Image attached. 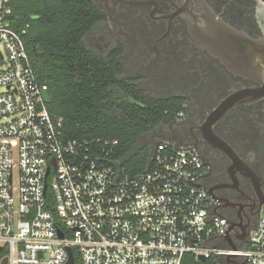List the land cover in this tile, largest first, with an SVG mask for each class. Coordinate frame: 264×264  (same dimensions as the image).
I'll return each mask as SVG.
<instances>
[{
    "label": "built area",
    "instance_id": "obj_1",
    "mask_svg": "<svg viewBox=\"0 0 264 264\" xmlns=\"http://www.w3.org/2000/svg\"><path fill=\"white\" fill-rule=\"evenodd\" d=\"M12 16L0 0V264H264V217L229 247L194 148L161 141L131 173L118 141L66 139Z\"/></svg>",
    "mask_w": 264,
    "mask_h": 264
},
{
    "label": "flooded vegetation",
    "instance_id": "obj_2",
    "mask_svg": "<svg viewBox=\"0 0 264 264\" xmlns=\"http://www.w3.org/2000/svg\"><path fill=\"white\" fill-rule=\"evenodd\" d=\"M87 1L97 12L84 37L87 50L116 63L121 78L150 100L183 103L182 119L147 133L140 153L161 141L194 148L216 214L227 220L234 245L247 248L264 217V6L259 0ZM250 51L261 67L253 72Z\"/></svg>",
    "mask_w": 264,
    "mask_h": 264
},
{
    "label": "trees",
    "instance_id": "obj_3",
    "mask_svg": "<svg viewBox=\"0 0 264 264\" xmlns=\"http://www.w3.org/2000/svg\"><path fill=\"white\" fill-rule=\"evenodd\" d=\"M12 26L24 33L38 82L48 87L51 114L63 117L70 140H116L126 160L141 138L184 111L176 99L153 101L121 78L114 62L87 50L84 37L96 18L87 0H12ZM149 152L125 166L131 173L147 169ZM1 258V255H0Z\"/></svg>",
    "mask_w": 264,
    "mask_h": 264
},
{
    "label": "water",
    "instance_id": "obj_4",
    "mask_svg": "<svg viewBox=\"0 0 264 264\" xmlns=\"http://www.w3.org/2000/svg\"><path fill=\"white\" fill-rule=\"evenodd\" d=\"M262 5L264 6V0H259ZM249 59L252 61L251 65H250V71L252 70H255V69H258V68H261L259 67V65L256 63L259 59L256 60L255 62V56H254V52H251L250 51V55H249ZM259 62V61H258ZM255 63V64H254ZM263 66V65H262ZM253 72V71H252ZM43 98H44V101L46 104L50 105L52 103V99H51V95L49 93V91H44L43 92ZM146 137H148V135H145L141 138V140L139 141V143L135 146V148L133 149V151L131 152V154L128 156V158L125 160V162H130L136 155H138L143 147H144V144L146 142ZM155 148L156 146H152L151 147V150H150V153H149V160H148V166L151 165V162H152V159H153V155H154V151H155ZM49 173V171H48ZM62 237V235H61ZM225 241L228 242V246L231 247V248H236V246L234 245V240L232 238V236L228 233L227 236L225 237ZM70 254H71V251L69 250ZM202 260H204L203 257H201ZM224 263L225 264H232L231 261H225L224 260ZM245 263H247V261H245ZM2 264H7V260H4ZM71 264H72V257H71Z\"/></svg>",
    "mask_w": 264,
    "mask_h": 264
},
{
    "label": "rangeland",
    "instance_id": "obj_5",
    "mask_svg": "<svg viewBox=\"0 0 264 264\" xmlns=\"http://www.w3.org/2000/svg\"><path fill=\"white\" fill-rule=\"evenodd\" d=\"M2 91H0V93H1Z\"/></svg>",
    "mask_w": 264,
    "mask_h": 264
}]
</instances>
